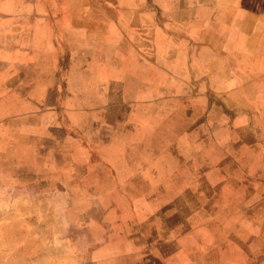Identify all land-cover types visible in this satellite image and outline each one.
I'll return each instance as SVG.
<instances>
[{
	"label": "crops",
	"instance_id": "crops-1",
	"mask_svg": "<svg viewBox=\"0 0 264 264\" xmlns=\"http://www.w3.org/2000/svg\"><path fill=\"white\" fill-rule=\"evenodd\" d=\"M14 9L0 106L29 167L89 201L79 264H264V0ZM219 216L245 239L210 237Z\"/></svg>",
	"mask_w": 264,
	"mask_h": 264
},
{
	"label": "rangeland",
	"instance_id": "rangeland-1",
	"mask_svg": "<svg viewBox=\"0 0 264 264\" xmlns=\"http://www.w3.org/2000/svg\"><path fill=\"white\" fill-rule=\"evenodd\" d=\"M41 1L49 5L56 0H0V18L13 16L14 7L26 8ZM7 106L11 107L0 106V264H79L87 253L83 238L87 240L90 228V223L82 221L89 210L81 205L87 206L89 201L69 199L71 183H48L35 173L39 169L29 167L28 133L18 128L21 120H15L24 114H6L2 109ZM64 159L68 158L61 156ZM75 207H80L81 216H73ZM219 217L218 230L208 233L210 237L222 242L235 235L240 241L245 239L248 225L242 217L240 221ZM231 222L233 229L240 226L238 232H231ZM240 251L242 263L246 254Z\"/></svg>",
	"mask_w": 264,
	"mask_h": 264
}]
</instances>
